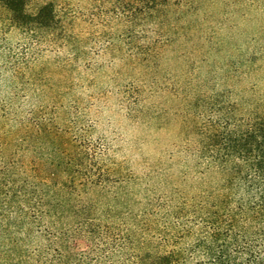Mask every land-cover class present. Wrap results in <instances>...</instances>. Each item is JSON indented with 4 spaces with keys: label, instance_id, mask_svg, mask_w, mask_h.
<instances>
[{
    "label": "rangeland",
    "instance_id": "374dc122",
    "mask_svg": "<svg viewBox=\"0 0 264 264\" xmlns=\"http://www.w3.org/2000/svg\"><path fill=\"white\" fill-rule=\"evenodd\" d=\"M48 1L63 23L54 38L9 26L0 7V166L53 171L76 140L111 174L113 191L118 178L128 186L121 203L110 205L120 215L139 210L146 197L175 202V188L188 189L197 176L193 137L181 133L194 97L202 112L217 92L231 103L238 95L264 100V7L243 18L209 3L197 14L170 6L150 17L135 11L130 20L112 11L117 0H29L30 9ZM110 44L117 48L105 50ZM225 68L232 77L223 78ZM168 213L160 210V221L175 219ZM25 227L32 230L22 243L29 255L45 241ZM90 245L75 236L63 248L77 253Z\"/></svg>",
    "mask_w": 264,
    "mask_h": 264
},
{
    "label": "trees",
    "instance_id": "16d2710c",
    "mask_svg": "<svg viewBox=\"0 0 264 264\" xmlns=\"http://www.w3.org/2000/svg\"><path fill=\"white\" fill-rule=\"evenodd\" d=\"M206 3L231 7L243 18L245 10L264 7V0H117L112 11L130 20L135 11L150 17L170 6L178 15L197 14ZM0 7L8 25L25 33L54 38L63 28L51 1L30 9L29 0H1ZM62 39L75 48L70 38ZM225 69L223 78L232 77ZM194 98L190 116L181 118V133L193 137L197 176L188 189L175 188V202L146 197L139 210L120 215L110 205L121 203L128 186L118 178L119 190L113 191L111 174L76 140L53 171L0 166V264H264V100L238 95L231 103L217 92L202 100V112L201 98ZM34 128L44 131L38 122ZM9 133L13 140L19 135ZM90 189L94 195L86 197ZM160 210L175 219L160 221ZM27 224L45 241L29 255L22 248L32 233ZM75 236L86 238L89 250L66 251L64 243Z\"/></svg>",
    "mask_w": 264,
    "mask_h": 264
}]
</instances>
